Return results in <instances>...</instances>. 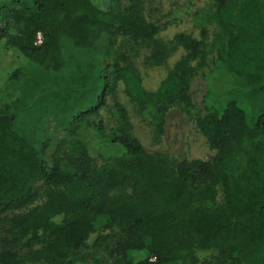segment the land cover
Here are the masks:
<instances>
[{
  "label": "trees",
  "instance_id": "trees-1",
  "mask_svg": "<svg viewBox=\"0 0 264 264\" xmlns=\"http://www.w3.org/2000/svg\"><path fill=\"white\" fill-rule=\"evenodd\" d=\"M213 2L216 62L259 105L249 122L238 96L207 92L194 123L214 155L202 161L147 153L118 103L110 135L97 113L119 85L157 127L170 107L191 108L203 41L158 40L141 0H0V43L28 61L14 76L19 97L0 108V264H199L198 252L212 253L206 264H264V0ZM178 49L184 56L146 91L131 59L144 51V66L161 67ZM50 109L65 117L54 145L53 134L36 145L16 129L20 115ZM90 126L124 155L96 164L80 137Z\"/></svg>",
  "mask_w": 264,
  "mask_h": 264
},
{
  "label": "rangeland",
  "instance_id": "rangeland-1",
  "mask_svg": "<svg viewBox=\"0 0 264 264\" xmlns=\"http://www.w3.org/2000/svg\"><path fill=\"white\" fill-rule=\"evenodd\" d=\"M141 11L144 20L158 28L157 39L162 42H170L179 33L203 41L205 56L202 58V63L204 65L200 68L196 67L198 71L189 84L192 107L187 109L181 105L170 107L165 113L163 123L157 127L152 118V110L148 108L140 110L129 101L123 93V87L119 85L115 97H108L105 104L98 109L97 123L102 126L104 135L113 133L118 127L115 107L118 103L125 108L128 114L131 126L130 135L140 142L147 153L162 154L174 160L209 161L214 152L209 149L194 123L195 113L202 110V100L207 92H210L216 100L224 99L228 92L231 96H238L249 122L255 119L259 99L255 95L246 94L243 85L231 78L216 62L214 42L218 30L215 24L209 21V15L214 11L213 0H141ZM4 24L0 21V27ZM203 31L204 37H202ZM119 41L121 39L117 38L115 48L119 46ZM75 54L77 58L79 57V61L83 62V58L86 57L91 61L90 54H84L79 50L75 51ZM184 54L182 49L176 50L167 63L161 67L144 66V51L143 55L131 61L139 71L142 87L148 92H155L166 78L167 73ZM199 62L198 60L193 65ZM27 66L26 58L13 49L5 48L2 42L0 43V108L19 97L18 82L14 76L19 78L26 74ZM93 119L88 118L90 122ZM64 122L65 117L50 109L42 117L27 118L20 115L16 129L29 136L36 145L41 138L53 134L54 145L58 139L65 136L62 130ZM80 137L88 146L89 156L99 166H108L114 158L124 155L119 145L110 143L92 126L80 130ZM94 239L95 235L89 237L88 246ZM128 257L133 261H139L145 259L146 255L133 251L129 252ZM197 257L199 264H206L210 261L212 253L198 252Z\"/></svg>",
  "mask_w": 264,
  "mask_h": 264
},
{
  "label": "built area",
  "instance_id": "built-area-1",
  "mask_svg": "<svg viewBox=\"0 0 264 264\" xmlns=\"http://www.w3.org/2000/svg\"><path fill=\"white\" fill-rule=\"evenodd\" d=\"M42 42H43L42 35L40 33H37L34 39V45L38 47L42 44Z\"/></svg>",
  "mask_w": 264,
  "mask_h": 264
}]
</instances>
